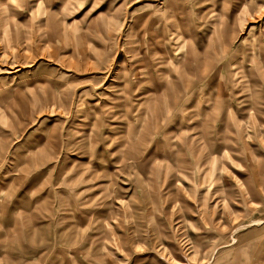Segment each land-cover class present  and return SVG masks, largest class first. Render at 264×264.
I'll return each instance as SVG.
<instances>
[{
	"label": "rangeland",
	"instance_id": "374dc122",
	"mask_svg": "<svg viewBox=\"0 0 264 264\" xmlns=\"http://www.w3.org/2000/svg\"><path fill=\"white\" fill-rule=\"evenodd\" d=\"M263 29L264 0H0V264H264Z\"/></svg>",
	"mask_w": 264,
	"mask_h": 264
},
{
	"label": "bare ground",
	"instance_id": "6f19581e",
	"mask_svg": "<svg viewBox=\"0 0 264 264\" xmlns=\"http://www.w3.org/2000/svg\"><path fill=\"white\" fill-rule=\"evenodd\" d=\"M253 11V10H252ZM233 17V16H232ZM234 18V17H233ZM224 19V18H223ZM172 20V19H171ZM230 20V19H229ZM232 20V19H231ZM230 20V21H231ZM242 20V19H241ZM174 20H172V22H173ZM243 22V21H242ZM168 23V22H167ZM212 25V24H211ZM210 25V26H211ZM227 25V24H226ZM164 26V25H163ZM214 26V25H213ZM168 27V26H167ZM227 27V26H226ZM173 28V27H172ZM163 29V28H162ZM230 29V28H229ZM229 29H228V31H229ZM232 29V28H231ZM230 29V30H231ZM166 30V29H165ZM264 30V29H263ZM264 32V31H263ZM155 33V32H154ZM227 33V32H226ZM258 33V32H257ZM251 34V33H250ZM264 34V33H263ZM157 35V34H156ZM167 35V34H166ZM229 35V34H228ZM256 35H258V34H256ZM149 36V35H148ZM213 36V35H212ZM156 38V37H155ZM155 38H153V39H155ZM158 38V37H157ZM156 38V39H157ZM211 38V37H210ZM217 38H218V36H217ZM215 39V38H214ZM157 41V40H156ZM165 41V40H164ZM218 41V40H217ZM171 42V41H170ZM210 42V41H209ZM151 43V42H150ZM218 43V42H217ZM167 45V44H166ZM212 45V44H211ZM250 45H251V43H250ZM229 46V45H228ZM255 46V45H254ZM218 47H220V46H218ZM256 47V46H255ZM153 49L151 50V52H150V58H149V60H150V66H152V67H161V66H163L164 65V63L166 62V61H164L163 60V58H162V56H161V54L159 53L158 54V52H157V49H156V47H152ZM167 48V47H166ZM215 48H217V46L215 47ZM165 49V48H164ZM256 49H257V47H256ZM212 50V49H211ZM219 50V49H218ZM217 50V54H218V51ZM215 51V50H214ZM161 52V51H160ZM173 53V52H172ZM213 53H216V52H213ZM224 53V52H223ZM222 53V54H223ZM221 54V53H220ZM146 55V54H145ZM165 55H167V54H165ZM180 55V54H179ZM217 56V55H216ZM220 56V55H219ZM165 57V56H164ZM221 57V56H220ZM228 57V56H227ZM182 58V57H181ZM215 58V57H214ZM214 60V59H213ZM207 61V60H206ZM205 62V61H204ZM206 63V62H205ZM211 63V62H210ZM184 65V64H183ZM194 65H195V63H194ZM197 65V64H196ZM166 67H168V66H166ZM195 67V66H194ZM197 68L196 69H199V65L198 66H196ZM205 67V66H204ZM152 69V68H151ZM14 70V69H13ZM145 70H146V68H145ZM167 70H168V68H167ZM202 70H204V69H202ZM174 71V70H173ZM183 69L181 70V72L183 73ZM4 72V71H3ZM166 72H168V71H166ZM165 72V73H166ZM179 72V71H178ZM204 72V71H203ZM159 73L160 74H163L164 72H161V71H159ZM158 73V74H159ZM181 73V74H182ZM197 73V72H196ZM202 73V72H201ZM149 75V74H148ZM172 75H174V74H172ZM182 76V75H181ZM214 76H215V74H214ZM217 76V75H216ZM215 76V77H216ZM128 77H130V76H128ZM162 77V76H161ZM213 78V77H212ZM135 80V79H134ZM171 80V79H170ZM216 80V79H215ZM151 81H149V83H150ZM170 82V81H169ZM182 82V81H181ZM212 82V81H211ZM178 83V82H177ZM170 87L173 89V91H174V97L175 98H177L179 95H178V91L177 92H175V85H176V82L175 81H172V82H170ZM185 84H187V83H185ZM205 84H207V83H205ZM211 84V83H210ZM221 84V83H220ZM186 86V85H185ZM187 87V86H186ZM197 87V86H196ZM229 87H230V85H229ZM167 88V87H166ZM179 88V87H178ZM232 88V87H231ZM185 89V88H184ZM164 91V90H163ZM227 91H228V89H227ZM203 92V91H202ZM130 93V92H129ZM138 93V92H137ZM204 93V92H203ZM167 94V91H165V95ZM203 97H205V96H203ZM145 98V100H142V102H145L146 101V97H142V99H144ZM180 98V97H179ZM206 98V97H205ZM160 99V98H159ZM170 99V98H169ZM233 99V98H232ZM141 100V98L139 99V101ZM178 100V99H177ZM202 100H204V99H202ZM165 101H167V100H165ZM202 102H204V101H202ZM239 102V101H238ZM170 103V102H169ZM175 103V102H174ZM187 103V102H186ZM192 103V102H191ZM241 103V102H240ZM137 106H136V109L138 110L139 108H140V106H141V103L140 102H136L135 103ZM149 104H150V102H149ZM166 104V103H165ZM183 104V103H182ZM219 103H217L216 105H218ZM170 104H166V107L168 108V106H169ZM172 105V104H171ZM184 105V104H183ZM211 105V104H210ZM188 106V105H187ZM171 107V106H170ZM186 107V106H185ZM207 108V107H206ZM169 109V108H168ZM209 109V108H208ZM145 110V109H144ZM160 111V110H159ZM225 111V113L221 116V117H219V121H223L224 119H225V115L227 114V117L228 116H233L232 114H233V111L231 110V108H230V104H228L227 105V107H226V109L224 110ZM171 114V113H170ZM139 115V114H138ZM144 115V114H143ZM160 115H161V113H160ZM227 119V118H226ZM156 121V120H155ZM155 121H152V122H155ZM253 122H254V120H252L250 123H247L246 125H244V124H242V123H240V122H237V123H232L231 125H227V124H222L220 127L218 126V128H217V130L215 131L216 133H214V135L216 134L218 137L219 136H221L222 137V140H224L225 141V139H226V135H225V132H232V133H234V134H237V135H239V137L240 136H242V134L246 131V129L248 128V129H250V133H252V134H256V133H258V128L256 127V125H254L253 126ZM164 125V124H163ZM150 128L151 129H156V131H157V128H158V125H157V122H155L154 124H153V126H152V123L148 126V132H147V134L145 135V137L146 136H148V135H150V133H151V130H150ZM169 129V128H168ZM155 131V132H156ZM167 131V130H166ZM213 131V130H212ZM225 131V132H224ZM182 132V131H181ZM156 135V134H155ZM174 136V135H173ZM201 137H203V136H201ZM200 137V138H201ZM190 138L191 139H195V140H197L198 141V136H197V134H195V135H192V136H190ZM200 141V140H199ZM204 142V141H203ZM149 144V143H148ZM186 144H188V141H185V145ZM122 146H124V145H122ZM135 146L134 145H130V153H135L136 151H138V149H136V148H134ZM154 147V146H153ZM208 147L210 148V149H208ZM215 147H217L216 146V144L215 145H213L212 147H211V144L209 143V144H205V142L202 144V145H199V148H202L203 149V151L205 152V160L206 159H208L209 158V153L211 152V150L212 151H214L215 150ZM154 151V150H153ZM121 153H122V156H121V159L124 157L123 156V153H125L124 152V149H122L121 150ZM132 158L134 159L135 157L134 156H132ZM158 163V162H157ZM97 169V168H96ZM259 249V248H258ZM256 252V251H255ZM259 253H261V252H259Z\"/></svg>",
	"mask_w": 264,
	"mask_h": 264
}]
</instances>
